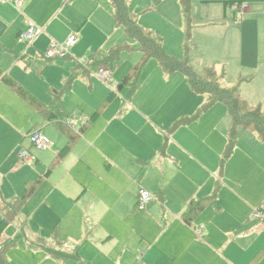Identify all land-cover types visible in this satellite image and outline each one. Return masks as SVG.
Instances as JSON below:
<instances>
[{"label":"crops","instance_id":"crops-1","mask_svg":"<svg viewBox=\"0 0 264 264\" xmlns=\"http://www.w3.org/2000/svg\"><path fill=\"white\" fill-rule=\"evenodd\" d=\"M18 1L22 3L20 10L13 3H0V70L3 75L0 78V122L3 123L5 118L16 117L17 112L10 108L14 103L21 111L20 102H24L41 114L6 82V79H12L18 83L10 72L17 61L26 57L23 48L18 50L19 45H25L18 42L20 32L26 30L29 21L38 27L47 25L60 9L72 5L75 0ZM105 1L108 9L103 8L99 0H85L96 15L109 20L107 15L112 14L114 19L109 1ZM126 2L134 15L129 1ZM202 2L223 8L222 20L209 23L208 28L236 26V35L240 36V41L236 42L245 44L244 52L241 50L236 59L243 64L238 63L241 71L262 69L257 48V42L262 40V35L258 34L261 20L257 15L264 12V0ZM240 4H246L248 8L242 15H236L232 7ZM231 14L239 16L241 22L226 23ZM42 56L47 60L44 54ZM104 61L102 66H106ZM248 63H253L252 67H243ZM76 70L87 72L79 64ZM183 87L181 94L151 89L146 93L134 92L127 98L123 96L116 114L109 119H102L97 112L91 117L88 116L91 112H75L72 118L62 105L54 109L34 96L55 114L57 119L51 122L56 126L63 124L77 135L89 122L63 168L65 177L70 180L61 182L56 187L58 191L53 189L68 207L72 206L70 212L73 213L65 216L66 219L72 217L61 232L72 241L74 237L79 238L83 245L75 248L74 244L70 248L58 241L47 243L31 232L22 215L23 206L11 224L16 225L25 245V251L20 250L25 258L23 264H30L32 260H38L36 264H264V224L253 215L264 203V169L246 173L243 169L231 168L242 143L246 145L244 141L262 151L264 141L257 134L239 128L238 144L226 158L230 118L228 110L219 107L220 111H216L219 104L197 120L173 130L183 117L194 116L206 101V98L197 97L187 82ZM58 99L55 97V101ZM206 123L208 131L203 129ZM243 134L248 140H244ZM66 144L67 137L54 147L53 161ZM20 160L23 161L21 157ZM36 161L34 158L27 163ZM29 183L32 182L27 183V188ZM141 188L154 196V201L145 210L150 208L151 212L138 216L121 213L120 207L133 201L139 211L137 196ZM1 190L0 223L7 208L26 194L6 200ZM102 205L109 208L103 210ZM193 209L194 213L187 215ZM185 215L190 224L185 221ZM107 216L117 222L116 230L104 226L100 233L97 229L103 227L102 221ZM126 218L134 219L136 224L128 226ZM1 240L14 243L11 247L16 245L15 240L5 237L4 233ZM33 240L44 242L54 251L65 252L68 257L59 261L46 248L35 246ZM10 248L6 251L7 260ZM95 248H101L107 256L92 253ZM114 250L117 252L110 258ZM8 263L14 264L9 260Z\"/></svg>","mask_w":264,"mask_h":264},{"label":"rangeland","instance_id":"rangeland-1","mask_svg":"<svg viewBox=\"0 0 264 264\" xmlns=\"http://www.w3.org/2000/svg\"><path fill=\"white\" fill-rule=\"evenodd\" d=\"M128 1L135 18L138 19V24L162 41L167 54L180 62H188L200 75L205 68H214L216 77L224 87L240 84L242 98L252 108H261L264 111V12L262 15H257L258 20H261V29L258 30V34L262 35V40L260 43L257 42V48L260 51L259 62L262 69L257 72H248L241 71L239 64L242 63L236 60L241 50L244 52L242 48L245 45L236 42V40L240 41V36L238 38L236 35V26L207 27L211 22L222 20L224 16L222 6L205 4L203 0H190L191 24L189 25L185 22L181 0ZM99 2L103 8L108 9L105 0H99ZM107 17L109 20L96 15L85 0H75L72 5L60 9L51 22L41 26L44 29L42 36L32 44L18 46V50L23 48L22 53L24 52L26 57L13 65L10 75L46 105L54 109L62 105L65 112L72 118L75 112H91L89 117L97 112L100 117H103L102 119H109L116 114L121 98L123 96L127 98L134 92L146 93L151 89H159L181 94L187 82L184 75L176 72L166 77L154 59L148 60L143 65L132 86L126 87L123 91L116 88V84L140 63L141 53L138 51L137 41L126 36L124 28L116 23L112 14ZM227 18L229 19H226V23L241 22L239 16L235 17L231 14ZM74 34L80 37V41L71 49V55L67 60L50 63L43 58L42 54L52 42L63 44ZM115 48H121L117 58L112 64L106 63V66H102L104 59L108 58ZM78 64L87 72L77 71ZM252 65L253 63H248L243 67H252ZM101 67L111 70L112 88L107 87L98 78L97 72ZM246 72L248 73L245 74ZM240 81L243 82L240 83ZM53 90L59 93V102L55 101ZM197 97L206 98L198 94ZM20 103L22 111L19 105L15 103L10 105L12 111L17 112L16 117L5 118L4 123L0 122V189L4 192L6 200L18 198L26 193L28 182L39 181L35 193L27 199L22 209V215L27 219L31 232L40 235L47 243L58 241L70 248L74 244V247L80 248L83 243H80L79 238L74 237L72 241L70 236H65L61 232L68 223L67 220L72 217L66 219L65 216L73 212H70L72 206L68 207L60 195L56 194V190H59L56 187L61 182L70 180L65 177L63 168L74 148L58 164L50 168L54 159L51 152L55 146L66 141V137L59 126L52 124L43 115L26 106L24 102ZM217 107L218 112L219 107L227 111L223 104ZM91 109L92 111H89ZM196 114L197 112L194 116L183 117L181 121H189L195 118ZM220 115L221 112L218 113V117ZM228 121L229 118H227ZM208 126L207 123L204 124L203 129L208 131ZM32 130L45 134L51 141V147L42 151L34 149L28 138ZM243 135L244 140H248L245 134ZM237 138L239 141V132ZM244 142L246 145L242 143L241 151L234 157L231 168L243 169L246 173L250 170L264 169L263 149ZM61 148L62 146L58 150ZM25 150H29L37 161L34 163L21 161L19 156ZM260 176L263 175L260 174ZM101 208L105 210L109 206L102 205ZM120 209L123 214L133 213L135 216L151 212L150 208L144 212L137 211L135 201ZM125 220L128 226L133 227L136 224L134 219L126 218ZM116 224L117 222L107 216L102 221L103 227H99L97 231L102 233L104 226L115 231ZM4 236L16 242V245L7 253L8 260L14 264H23L25 258L20 250L25 251V245L16 225H8L4 230ZM5 242L1 240L0 246ZM33 244L46 248L48 252H58L64 258L68 257L65 252L47 248L42 241L33 240ZM93 251L99 256H107L101 248H95L91 252ZM116 252L117 250H114L110 258H113ZM37 262L38 260H32L30 264Z\"/></svg>","mask_w":264,"mask_h":264},{"label":"trees","instance_id":"trees-1","mask_svg":"<svg viewBox=\"0 0 264 264\" xmlns=\"http://www.w3.org/2000/svg\"><path fill=\"white\" fill-rule=\"evenodd\" d=\"M113 10V16L116 23L122 26L125 30V34L129 39L137 41L141 53L140 63L134 66L131 71L125 76V78L116 85V88L121 91L128 86H132L137 80L143 65L150 59H154L158 62L159 66L168 76L180 72L187 80V83L191 90L198 95L206 96L205 103L197 111L196 117L189 121H181L174 125L173 130H176L183 124L190 123L197 120L202 114L213 108L217 104H223L228 110V116L230 118V126L228 131L229 148L226 154V158L230 157L233 153L235 145L237 143L238 129L242 128L246 131H250L259 136L264 141V111L261 108H252L241 95L240 84L233 87H224L215 75L214 68H205L203 74H197L189 65L188 62H180L171 55L167 54L164 50L162 41L154 36L152 33L145 31L139 24L133 13L131 12L126 0H108ZM191 2L190 0H181V6L183 9V15L186 24H191ZM121 48L113 49L110 52L108 58H105L104 62L112 64L117 58ZM2 72L0 70V78ZM7 84L30 106L35 110L44 114L48 120H56V116L52 111H49L43 103L37 98L32 96L23 87L12 79H6ZM243 81H240L242 83ZM54 97L59 98V93L56 90L52 91ZM85 124L79 134H74L67 126L59 124L61 132L67 137L66 146L57 155L50 168H53L58 164L61 159L72 149L77 142L80 135L85 132L87 127ZM39 181L29 183L26 194L19 199L13 205L7 208L1 223H0V239L4 233L5 228L11 225L17 218L18 213L21 211L27 199H29L36 191ZM192 212H188L187 215H192ZM185 215V221L190 224V219ZM14 243L6 242L0 250V264H9L6 258V251L13 246ZM55 259L63 260L64 257L58 252H49Z\"/></svg>","mask_w":264,"mask_h":264},{"label":"built area","instance_id":"built-area-1","mask_svg":"<svg viewBox=\"0 0 264 264\" xmlns=\"http://www.w3.org/2000/svg\"><path fill=\"white\" fill-rule=\"evenodd\" d=\"M1 4L13 3L14 7L18 10L21 9L22 3L18 0H0ZM248 6L246 4L234 5L232 7L233 12L237 15H242ZM44 34V29L38 27L33 22L27 23L26 30L20 32L18 36V42L20 44L29 45L33 43L37 38ZM79 42V38L76 35L70 36L65 43L58 44L52 42L48 49L45 51L44 56L49 61H58L68 59L71 55V49L75 47ZM81 63V62H80ZM84 63V62H83ZM82 64V63H81ZM98 78L109 88L113 87V80L111 78V70L107 67H101L97 72ZM32 147L38 151L45 150L51 147V141L49 138L40 131H34L28 136ZM21 159L25 162H32L34 160L33 155L25 150L20 155ZM154 201V196L145 189H140L137 196V208L139 211H145L149 205ZM254 218L264 224V203L261 208L254 211Z\"/></svg>","mask_w":264,"mask_h":264}]
</instances>
